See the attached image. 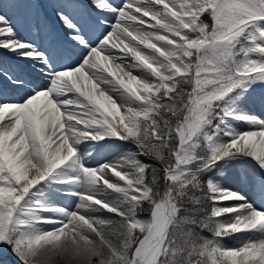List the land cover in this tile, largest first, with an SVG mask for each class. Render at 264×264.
I'll list each match as a JSON object with an SVG mask.
<instances>
[{
	"label": "snow or ice",
	"instance_id": "1",
	"mask_svg": "<svg viewBox=\"0 0 264 264\" xmlns=\"http://www.w3.org/2000/svg\"><path fill=\"white\" fill-rule=\"evenodd\" d=\"M57 261L264 264V0H0V264Z\"/></svg>",
	"mask_w": 264,
	"mask_h": 264
},
{
	"label": "rangeland",
	"instance_id": "2",
	"mask_svg": "<svg viewBox=\"0 0 264 264\" xmlns=\"http://www.w3.org/2000/svg\"><path fill=\"white\" fill-rule=\"evenodd\" d=\"M229 243H230V246H235V244L239 243V241L229 242ZM56 264H62V262L61 261H57Z\"/></svg>",
	"mask_w": 264,
	"mask_h": 264
},
{
	"label": "bare ground",
	"instance_id": "3",
	"mask_svg": "<svg viewBox=\"0 0 264 264\" xmlns=\"http://www.w3.org/2000/svg\"><path fill=\"white\" fill-rule=\"evenodd\" d=\"M243 238H245V239H246L247 237H243Z\"/></svg>",
	"mask_w": 264,
	"mask_h": 264
}]
</instances>
